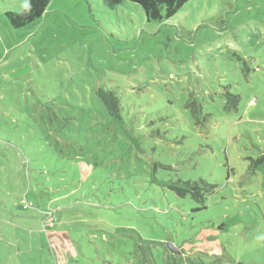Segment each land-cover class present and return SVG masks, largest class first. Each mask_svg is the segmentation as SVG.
<instances>
[{"label":"rangeland","instance_id":"374dc122","mask_svg":"<svg viewBox=\"0 0 264 264\" xmlns=\"http://www.w3.org/2000/svg\"><path fill=\"white\" fill-rule=\"evenodd\" d=\"M27 2L0 0V264H264V0H189L163 21L51 0L14 28ZM153 162L215 192L179 198Z\"/></svg>","mask_w":264,"mask_h":264},{"label":"trees","instance_id":"16d2710c","mask_svg":"<svg viewBox=\"0 0 264 264\" xmlns=\"http://www.w3.org/2000/svg\"><path fill=\"white\" fill-rule=\"evenodd\" d=\"M51 0H28L26 7L20 12L8 11L7 17L10 24L14 28H21L31 24L34 20L41 17L45 12L47 6ZM138 3L144 10L147 20L163 21L171 19L177 14L180 9L189 0H131ZM97 97L102 101L109 113L117 120L122 122L121 117V99L118 93L114 90H104L98 88L96 90ZM226 101L224 102V108L226 111L238 110L240 103V95L226 92L224 94ZM186 106L190 107L191 114L195 119L196 123L200 125V117L203 113L201 104L199 105L196 101L188 100ZM131 140L139 146V141L136 137L132 136L129 132L127 134ZM252 166L258 164H264V155L258 159H252ZM159 163L153 162L152 166V180L156 185L160 187H166L173 191L179 198L190 197L194 201L205 204L209 196H211L216 189L215 184L207 182L200 178L196 180H183L177 178L176 180L169 179L167 181L156 179L154 176L156 171V165ZM161 165V164H159ZM199 208V207H198Z\"/></svg>","mask_w":264,"mask_h":264}]
</instances>
